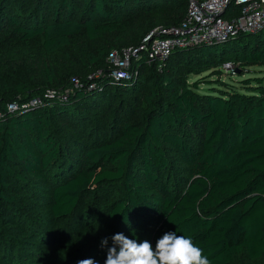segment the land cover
<instances>
[{"label":"trees","instance_id":"1","mask_svg":"<svg viewBox=\"0 0 264 264\" xmlns=\"http://www.w3.org/2000/svg\"><path fill=\"white\" fill-rule=\"evenodd\" d=\"M189 4L0 0V264H104L103 237L155 248L167 231L211 264H264V78L222 80L227 63L264 68V28L152 62L145 39L179 27ZM134 50L115 77L112 58ZM97 195L113 201L87 220ZM37 248L40 261L26 254Z\"/></svg>","mask_w":264,"mask_h":264},{"label":"built area","instance_id":"2","mask_svg":"<svg viewBox=\"0 0 264 264\" xmlns=\"http://www.w3.org/2000/svg\"><path fill=\"white\" fill-rule=\"evenodd\" d=\"M232 5L239 8L238 16L225 19V12ZM263 28L264 0H190L187 17L179 27L165 31L166 35L163 37L152 34L145 42L148 44L150 60L164 62L176 48L226 41L239 33H253ZM143 49L144 47L140 51ZM138 53V50L132 51L124 61L118 58L115 64L119 70L115 72V77H126L124 69L130 65V56H137ZM235 68L232 63L223 66V70L228 73H235ZM56 94V91H48L44 97L34 98L25 106L17 102L10 103L8 111L13 113L27 107L44 106L45 100ZM2 115L4 113L0 112V117Z\"/></svg>","mask_w":264,"mask_h":264},{"label":"clouds","instance_id":"3","mask_svg":"<svg viewBox=\"0 0 264 264\" xmlns=\"http://www.w3.org/2000/svg\"><path fill=\"white\" fill-rule=\"evenodd\" d=\"M110 239L112 247H108L109 237L100 241V247L107 248L104 264H211L191 237L178 235L176 231H167L157 238L155 248L147 239L129 238L123 233H115ZM76 264H97V261L79 259Z\"/></svg>","mask_w":264,"mask_h":264},{"label":"rangeland","instance_id":"4","mask_svg":"<svg viewBox=\"0 0 264 264\" xmlns=\"http://www.w3.org/2000/svg\"><path fill=\"white\" fill-rule=\"evenodd\" d=\"M132 55L130 56V62ZM112 61L116 63V61H118V57H114L112 58ZM236 69V68H235ZM224 74L226 76L222 77V80L228 84H232L235 85L237 87H240L241 84L240 82L244 81V80H248V79H254V78H264V68H251L250 71L245 72L244 74L241 75V71H239L238 73H228L226 71H224ZM203 76V75H202ZM205 76V75H204ZM201 76H191V81H197L200 80ZM217 77H208L206 78V80H210L211 82L215 81ZM217 87L216 85H208L207 83H202L201 84V90L203 92H209L212 88ZM96 202L92 203L91 207H89V211L86 212L85 215H83V217L87 220H91V219H98V215L99 213L103 212L105 208V206H108L111 204V202L113 201V199H109L107 196H103V195H97L96 197ZM107 212L104 213V215H102L103 217L102 219V226H105L106 228L110 229L111 225H110V221L109 218L107 217ZM91 222V221H89ZM39 249L37 248L35 251H32L33 253H28L30 252L29 250H27L26 254L29 255H35V259L36 260H41L40 255H39ZM22 254L24 253L23 250H21ZM22 256V255H21ZM24 256V255H23ZM26 256V255H25ZM11 264H15L13 261H11Z\"/></svg>","mask_w":264,"mask_h":264}]
</instances>
